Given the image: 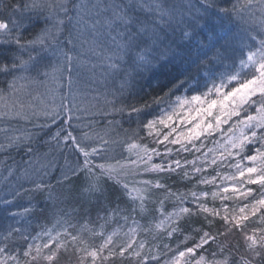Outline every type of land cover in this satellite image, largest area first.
<instances>
[{"label":"snow or ice","instance_id":"1","mask_svg":"<svg viewBox=\"0 0 264 264\" xmlns=\"http://www.w3.org/2000/svg\"><path fill=\"white\" fill-rule=\"evenodd\" d=\"M223 3L225 0H201L196 22L230 16L234 7L230 10L222 7ZM30 7L35 9L39 5L12 0L0 12V72H34L35 76L21 78L39 84L40 78L47 76L41 72V53L58 46L60 41L47 25L32 39L24 38V13ZM109 7L113 16L108 21L109 27L116 23L123 27V32L117 31L113 37L115 51L108 59L123 61L127 57L137 70L153 67V61L159 58L144 47L147 41L143 37L149 31L155 35V27L149 28L148 22L132 15V5L128 6L129 10L120 3ZM161 12L162 19L164 10ZM62 24L63 21L57 22V33ZM193 35L182 31V37L189 41ZM260 43L259 59H254L256 53L247 55V63L254 64V71L245 77L226 74L223 78L225 74H221L219 83L213 81L206 91L191 96L175 95L181 84L189 85V79L178 81L163 91V95L117 109L121 114L127 112L129 122H136L133 139L146 132L143 139L149 140L148 144H129L130 149H137V160H129L127 167L139 163L140 174L153 177L135 182L139 187L130 189L121 183L113 166L94 162L104 160L103 153L116 142L96 133L100 146L93 147L88 143V133L74 135L70 105L67 111L62 105L44 112L53 123L58 117L66 116L67 127L65 120H61L53 139L78 158L61 172L57 181L62 188L60 197H53L48 185L36 181L31 182L32 189L21 186L9 195L48 192L49 198L66 207L55 208V226L41 225V231L35 235L27 229L12 227L0 232V264H60L62 255L77 254L78 264H88L89 260L91 264H117V261L119 264H181L182 261L183 264H264V40ZM21 52L27 53V60ZM63 54L70 64L72 57ZM224 58L225 53L220 51L213 57ZM244 63L240 61L241 65ZM109 67L119 70L118 63ZM196 88L193 84L188 91L195 92ZM160 105L167 107L154 114ZM177 117L179 126L174 123ZM225 125L226 129L222 127ZM221 133L222 141L213 139L215 146L205 151L204 141ZM24 139L26 136L18 137L15 143ZM124 143L127 141L120 142L121 148ZM188 156L193 159L189 160ZM169 180L173 183L169 184ZM178 184L184 185L185 190L177 187ZM125 200L122 207L121 201ZM11 203L0 198V204L5 207ZM93 205L102 223L91 227L85 224L77 229L68 217H88ZM101 211L104 216H100ZM24 212L31 214V209ZM109 224L115 225L111 232L106 231ZM161 225L165 226L163 232L159 231ZM61 226L63 231H57ZM97 228L101 229L99 233ZM138 234L145 239H138ZM85 236L91 240L99 238L101 242L90 243ZM180 236L184 239L178 240L175 249L171 243L163 242ZM236 237L239 239L233 244ZM213 246L215 250L205 255Z\"/></svg>","mask_w":264,"mask_h":264},{"label":"trees","instance_id":"2","mask_svg":"<svg viewBox=\"0 0 264 264\" xmlns=\"http://www.w3.org/2000/svg\"><path fill=\"white\" fill-rule=\"evenodd\" d=\"M11 2L12 0H0V12H3L5 5ZM20 2L39 5L35 9L30 7L25 10L22 34L26 40L32 39L46 25L54 32L50 16L58 8L57 0H20ZM114 3L122 4L125 10H129L128 6L132 5V15L148 22L149 28L155 27V35L149 31L143 37L147 41L144 47L153 57L159 58L153 61V67L137 70L129 64L127 57L123 61L108 59L115 51L113 37L116 36L117 31L123 32V27L116 23L111 27L108 25V21L113 19L109 6ZM200 3L201 0L68 1L61 30L58 32L59 35L56 34L60 43L53 49L41 53L40 64L41 72L58 66L59 80L65 83L62 105L65 111L69 105L74 111L71 115V123L76 130L74 135L89 132L90 135L95 136L99 133L100 136H105V140L115 141L118 147L122 135L124 138L132 136V130L136 129V122L134 120L129 122L127 112L121 114L117 111L122 106L163 95V91H167L178 81L189 79V85L181 84V89L175 95L191 96L206 91L207 87L212 86L213 81L219 83L222 79L221 74H225L223 78H226V74H239L240 77H245L254 71V64L247 63V55L253 52L256 53L254 59H259L260 42L264 40V0H225L222 7L230 10L234 7L230 16L223 20L201 19L196 22L195 17ZM161 9L164 10L162 19ZM76 11L78 16H75ZM200 14L202 15V10ZM185 30L194 33L190 41L182 37V31ZM69 39L72 40L71 44L68 43ZM217 51L225 53L226 58L213 59ZM63 53L72 57L70 64ZM20 55L23 59H28L26 52H21ZM33 55L35 56V53ZM241 60L245 61L243 65L240 64ZM111 63H118L119 70L111 69L109 67ZM29 76H35V73L0 72V93L9 95L12 88L21 87L22 83L29 85L32 82L30 79L21 78ZM42 79L43 76L40 80ZM193 84L197 85L196 91H188ZM32 91L28 88L27 94ZM175 95L172 97L173 100ZM26 98L27 101L31 97L27 95ZM166 107L167 105H160L154 114H159L160 109ZM18 111L21 110L16 107H0V198L12 201L7 207L0 204V232L12 227L27 229L35 235L41 231V225L49 228L55 226L57 220L55 208H63L66 205L49 198L48 192H27L19 196H10L9 193H14L21 186L23 189H32L31 182L36 181L48 185L53 197H60L62 188L57 181L61 172L74 164L78 157L65 148L63 143L58 144L53 139L61 120H65L67 127L66 116L58 117L53 123L49 117L40 116L41 113L31 115V112L24 111V115L16 114ZM222 127L227 128L226 125ZM146 135V132H140L139 138L134 140L139 145L148 144L149 140L143 139ZM22 136H26V139L15 143L16 138ZM213 139L222 141L223 134H214V138L209 137L205 140V151L215 146ZM89 142L91 146L98 147L99 141L96 137L89 138ZM120 154L117 152L116 156H112V162L117 159L119 161L122 159L123 162L129 160V156L123 159L124 155H121L120 159ZM187 158L193 159L192 156ZM79 159L82 161V155ZM96 160L94 162L99 164L100 162ZM136 168L135 174L119 175L121 183H126L130 189L140 186L135 182L153 179L151 176L140 174L142 169L139 166ZM131 170L132 168L130 172ZM168 183L172 184L173 180H169ZM176 186L182 191L185 190L184 185ZM208 199L211 201V197ZM125 203L126 200L121 201V206L123 207ZM217 206H219L218 201ZM167 207L171 209V205ZM25 209H31V214H25ZM13 213L19 215L14 216ZM104 215L105 213L101 211L100 216ZM68 219L77 229L85 224L91 227L102 223L97 219L95 205L92 206L88 217L81 219L69 216ZM120 223L123 224V221L121 220ZM113 227L115 225H107L106 231L111 232ZM164 227L161 225L159 231L163 232ZM57 231H63V226L58 227ZM99 231L101 229L97 228V233ZM124 231H127V228ZM73 234L75 235L76 232ZM85 239L97 245L101 242L99 238L91 240L85 236ZM138 239L145 237L138 234ZM183 239L184 237L180 236L163 242L171 243L172 248L175 249L178 240ZM236 239L239 237L232 239L233 244ZM187 246H192L191 240L187 241ZM180 247L183 250V246ZM214 250L213 246L205 255ZM78 255H62L60 264H78ZM88 264H91L90 260Z\"/></svg>","mask_w":264,"mask_h":264},{"label":"rangeland","instance_id":"3","mask_svg":"<svg viewBox=\"0 0 264 264\" xmlns=\"http://www.w3.org/2000/svg\"><path fill=\"white\" fill-rule=\"evenodd\" d=\"M68 1L69 0H57L58 8L50 16V18L52 20L53 27H54V32L56 34H57V32H56L57 22L63 21V18L65 17V9H66L65 6L68 3ZM80 1H83V0H79V2ZM76 8L78 11L79 10L78 4L76 5ZM77 11L75 13V16H78ZM59 27H62V25H59ZM58 35H59V33H58ZM57 67L58 66H54L50 70H46L45 72L47 73V76L44 77V79H42L39 84L33 83V82L29 83V85H28V83H22L21 87H18L16 89L12 88L9 91V95L4 94V93H0V107H3V108L16 107L19 110H21L20 112L18 111L17 113H23V115H24L25 114L24 111H27V112H31V115L41 113L40 116H45L44 112L50 111L53 108L59 109L60 106H62V104H63L62 97H63V93H64L65 83H63L59 80L60 75L57 71ZM28 88L33 90L32 93L29 92V94H27ZM27 95H30L31 98H29L26 101ZM33 100H34V102H32ZM73 113H74V111H72L70 115H73ZM178 117H179V112H178ZM178 117L174 120V123H176L179 126V118ZM22 118H23V116H22ZM34 118H36V117H34ZM87 133L89 134V132H87ZM92 137H96V135L94 136V135L89 134V138H92ZM103 137L105 139V136H103ZM124 141H127V143H124L123 148H121L120 142H124ZM132 143L139 145L132 138V136L124 138V136L122 135V137L119 139L118 147L116 146V144H114L109 150H107L103 153L104 157H105V159L103 161L100 159H97V160L100 163H104L106 161L105 164L113 166L116 169V172L121 176H125L128 173L135 174L134 171L137 170L136 167L139 166V163H137V165L135 167H132L131 172H130L131 168L127 167L129 160H132V161L137 160V156H136L137 149H135V148L130 149L129 148V144H132ZM89 144H90V142H89ZM98 146H100V145L98 144ZM93 147H96V146L94 145ZM117 152L121 153L119 155L120 159L122 157L121 155H124V157H122V158L124 159V158L129 156V158H128L129 160H126V162H123L122 159L120 161L117 159L115 162H112V156H116Z\"/></svg>","mask_w":264,"mask_h":264}]
</instances>
